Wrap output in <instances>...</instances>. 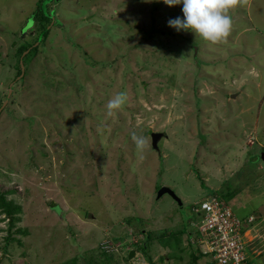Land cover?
<instances>
[{"label":"rangeland","instance_id":"rangeland-1","mask_svg":"<svg viewBox=\"0 0 264 264\" xmlns=\"http://www.w3.org/2000/svg\"><path fill=\"white\" fill-rule=\"evenodd\" d=\"M41 2L0 0V200L20 209L9 223L0 208V264H104L100 249L125 264L123 243L142 241L141 219L158 228L154 219L169 216L166 230L147 232L148 255L162 261L174 251L162 239L198 220L193 208L209 191L231 187L242 193L228 202L233 214L258 218L247 260L264 264V0L232 9L220 44L168 26L182 3ZM38 9L49 33L21 74ZM118 92L128 104L109 117ZM132 132L147 137L143 152ZM157 132L166 137L154 150Z\"/></svg>","mask_w":264,"mask_h":264},{"label":"built area","instance_id":"built-area-1","mask_svg":"<svg viewBox=\"0 0 264 264\" xmlns=\"http://www.w3.org/2000/svg\"><path fill=\"white\" fill-rule=\"evenodd\" d=\"M261 148L264 149V145ZM193 212L198 220L188 227L189 240L208 264H252L247 260L245 247L246 241L250 242L248 236L257 217L249 216L242 221L224 201L211 195L198 203ZM254 232L258 233V230L254 229ZM129 240L135 242L132 234ZM130 250L127 248V252Z\"/></svg>","mask_w":264,"mask_h":264},{"label":"clouds","instance_id":"clouds-1","mask_svg":"<svg viewBox=\"0 0 264 264\" xmlns=\"http://www.w3.org/2000/svg\"><path fill=\"white\" fill-rule=\"evenodd\" d=\"M163 2L169 7L183 4V18L170 19L169 27L177 31H191L207 42L220 44L227 41L233 30L230 11L237 6L246 5L248 0H163ZM128 101L126 92L114 94L105 106L106 115L111 117L117 114ZM131 139L139 152H143L148 146L147 137L136 132L131 133ZM261 154L264 153H260V157Z\"/></svg>","mask_w":264,"mask_h":264},{"label":"trees","instance_id":"trees-1","mask_svg":"<svg viewBox=\"0 0 264 264\" xmlns=\"http://www.w3.org/2000/svg\"><path fill=\"white\" fill-rule=\"evenodd\" d=\"M48 0H42L41 4H45ZM42 4V5H43ZM28 23H31V26L36 23L37 24V30H36V33L30 37V41H28V43H24L23 47H21L19 50H20V56L24 54V52H26V55L23 56V65L25 63L28 62L29 59H31L35 53L37 52V49L38 47H36L37 43L40 41V38L41 37H44V39L47 37L48 33H49V29H47V27L49 26L50 24V17H49V14L47 13H43L42 11L39 13V9L32 15V17L28 20ZM26 31V29H25ZM39 39V40H38ZM37 42V43H36ZM36 43L35 46H33L34 44ZM42 43L39 44L38 46L41 47ZM18 67L20 68L19 66V63H18ZM21 72V68H20V71ZM22 78V77H21ZM20 78V79H21ZM8 100H6L5 102H7ZM4 104V103H3ZM2 104V105H3ZM3 110V109H2ZM1 112V111H0ZM262 142L264 144V139H262ZM260 153H264V149H262L260 147V149L258 150V154H259V158L261 160V157H260ZM239 192V189H233L232 187L231 188H228L225 192L223 191V193L221 192H218L217 190L216 191H209V194H207L208 196L211 195V196H216L218 199H221L223 200L224 202L228 203L236 194H238ZM207 196V197H208ZM4 202V199L1 198L0 200V208H2V212L5 213L7 219H8V222L9 223H13L15 222V216L18 211L20 210L19 207L17 206H14L13 203H3ZM179 234L181 235L182 233L179 232ZM150 235L149 234H146V237L142 238V241L141 242H131L129 240V243H123L124 246H127L129 247L130 246V249H133L136 253H142V256H143V259L148 263V264H154L151 257L148 255L147 253V250H146V242L149 241L150 239ZM168 237H165V239L163 240L162 239V243L161 245L167 247V248H171L174 250V248L177 246H175V242L176 243H179L178 241L180 240L179 238L177 240H175L174 243H172ZM118 240V239H117ZM115 239V241H117ZM10 239L7 238L6 239V242L9 243ZM122 245V246H123ZM129 245V246H128ZM122 249V248H121ZM5 250V249H4ZM106 250V249H105ZM105 250H101L100 249V254H101V257L103 256L104 259L102 258L101 260L103 261L104 264H119V263H113V257L110 256L111 253H107ZM99 251V250H98ZM108 251V250H107ZM6 252V250H5ZM106 252V253H105ZM126 255L124 256V259L122 260L125 264H130V262L128 261L127 259V255L128 253L125 252ZM107 254V255H106ZM172 255V254H171ZM112 257V258H111ZM163 260V259H162ZM76 263V261H71V264H74Z\"/></svg>","mask_w":264,"mask_h":264},{"label":"crops","instance_id":"crops-1","mask_svg":"<svg viewBox=\"0 0 264 264\" xmlns=\"http://www.w3.org/2000/svg\"><path fill=\"white\" fill-rule=\"evenodd\" d=\"M255 189V188H253ZM248 190L252 191L251 187H248ZM256 190V189H255ZM239 194H242L241 192H239ZM239 194H236L231 200L230 202L235 199L237 196H240ZM238 198V197H237ZM179 199V198H178ZM181 205H179L180 207H182V203H180ZM228 206L230 203H226ZM262 211V214H264V203L259 204V211ZM258 215H261V213H256ZM249 216H254L253 214H249ZM264 216V215H263ZM254 217H257L256 215ZM141 220H147L144 228L142 227L141 231H139L140 235L142 236V238L146 237V234L148 232L149 229H153L156 232H160L162 229H167V225L169 224V222H172L170 220L169 216H163L162 223L160 224L156 218L154 219V221L156 222V225L158 228H156L155 226L152 225V221L150 218H144ZM174 227H172V229H176V225L172 224ZM171 227V225H169ZM182 227V226H181ZM181 227H178V230L173 231L172 233H176V238H179L180 240L178 241L179 243H176L174 239L172 241V243L175 244V248L174 251H172V255L166 258H162L163 260H153V262L157 263V264H208V262L202 257L199 256L198 253L196 252L195 248L193 247V245H191L190 240H189V236H188V229H186V227H184V229H181ZM127 226L123 227V230L126 231ZM169 228V227H168ZM184 230V232H186L185 234L182 233V231ZM178 232H181L182 234L180 235ZM255 233V232H254ZM258 234V233H257ZM256 238V234H254V236L250 237V235L248 236V240L252 241L253 239ZM168 240V239H166ZM164 247V246H163ZM160 249H163L160 247ZM168 249H166L167 251ZM163 253L161 254L162 256H164V251H162ZM139 253L135 252V257H138ZM156 258V257H155ZM160 259V257H158ZM142 263H146L145 261H141ZM154 263V264H155Z\"/></svg>","mask_w":264,"mask_h":264},{"label":"water","instance_id":"water-1","mask_svg":"<svg viewBox=\"0 0 264 264\" xmlns=\"http://www.w3.org/2000/svg\"><path fill=\"white\" fill-rule=\"evenodd\" d=\"M58 1V0H56ZM20 66H21V74H23V64H22V61H20ZM6 105V103H4L2 105V107H0V111L4 108V106ZM166 137V135L164 133H151V136H150V139H151V147L152 149L154 150H158V144L161 140H163L164 138ZM261 160L264 162V154H261ZM169 195L171 198H173L175 201H177V203L179 205H181L180 203V200L176 197L175 193L171 190V189H168V188H161L160 191H159V196H162V195ZM135 257V251L134 250H130L129 253H128V256H127V259L128 260H131L132 258Z\"/></svg>","mask_w":264,"mask_h":264}]
</instances>
